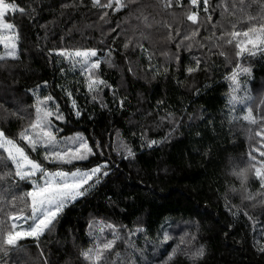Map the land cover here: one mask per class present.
Here are the masks:
<instances>
[{
    "label": "trees",
    "instance_id": "obj_1",
    "mask_svg": "<svg viewBox=\"0 0 264 264\" xmlns=\"http://www.w3.org/2000/svg\"><path fill=\"white\" fill-rule=\"evenodd\" d=\"M11 2L24 7L31 15L9 13L7 16L20 33L19 58L0 61L5 65L0 67V86L10 101L4 105L8 112L0 117V126L10 136L17 137L28 120L12 115V109L27 110L34 118L31 106L35 98L29 90L39 85L37 94L53 95L65 115L64 123L56 121L63 129L59 136L80 133L90 145L100 141L105 147L99 159L111 158L115 168L93 191L66 206L55 228L40 237L39 246L30 239L22 241L27 254L11 253L5 258L8 264H45V261L87 264L80 253L92 244L88 235L90 223L92 231L105 239L112 238L109 224L118 230L121 239L116 241L110 261H114L115 252H119L122 257L127 254L128 264L132 260L135 264H145V261L159 264L166 259L161 252L168 249L170 253L179 237L187 232L186 240L192 235L196 237L188 247L195 250L203 245L205 255L194 261L178 252L169 264H264V254L253 246L254 238L264 241L261 234L264 207H253L254 201L243 199L240 182L231 174L234 168L245 166L251 147H259V138L250 140L248 134L249 129L259 128L242 119L246 112L244 105L233 107L228 103L232 94L229 77L239 62L251 71L247 77L238 74V79L253 97L248 103L259 118L258 106L264 108L260 105L264 97V54L258 52L249 58L245 53L238 60L234 44L218 43L219 31L213 36L211 27L216 21L230 27L229 22L237 17L227 13L221 17L217 9L207 29L201 27L195 38L203 47L195 43L190 50L181 47V62L177 67L174 55L181 37H176L175 41L165 38L168 29L163 25L172 22L173 17L158 8L145 9L147 22L143 17L137 19L136 14H130L128 8L118 13L109 9L110 22L105 24L90 6L62 7L78 0ZM233 2L211 0L212 4L229 5V10ZM262 2L264 0H245L246 5L251 3L249 12L259 11ZM136 3L147 4L149 0H136ZM151 3L155 4L156 0ZM180 12L176 9L177 15ZM199 15L203 18L202 10ZM117 23L119 28H116ZM145 23L150 27H145ZM190 23L185 21V24ZM113 28L115 32L110 31ZM126 39L132 40L127 51L123 48ZM137 40L147 51L139 47L133 50ZM93 47L99 57L105 56L109 48L114 50L110 64L102 60L97 72L116 91L117 99H124L122 109L113 103L112 91L108 88L103 89V100L108 106L102 108L99 98L94 103L87 93L79 64L74 66L57 54L63 49ZM221 51L224 56L219 55ZM149 54L152 55L151 68ZM125 55L133 62L131 65ZM193 56L202 62L197 71L189 74L186 68L196 67ZM130 66L135 75L128 70ZM164 67L168 68L167 72ZM62 89L72 92L82 112L80 118L75 117L71 100ZM142 137L144 141L155 139L162 143L152 148L142 147ZM125 146L133 149L134 158H123ZM31 156L43 160L42 150L39 155L32 152ZM27 187L22 185L21 191ZM247 190L253 194L259 190L254 177L250 176ZM245 212L255 220H249ZM161 228L173 237L163 245L159 239ZM136 229L141 231L129 237V231ZM129 239L133 248L128 246ZM180 247L183 249L185 245Z\"/></svg>",
    "mask_w": 264,
    "mask_h": 264
},
{
    "label": "snow or ice",
    "instance_id": "obj_2",
    "mask_svg": "<svg viewBox=\"0 0 264 264\" xmlns=\"http://www.w3.org/2000/svg\"><path fill=\"white\" fill-rule=\"evenodd\" d=\"M132 5H135V7H132ZM70 6H90L91 9L96 10L95 15L98 16L99 21L105 24L110 22L109 9L114 13H118L122 9L128 8L130 14H136L137 19L143 17L145 22H147L146 8L152 7L164 11L166 15L173 17L172 22L163 25L168 29L165 38L168 41H175L176 37H181L177 42V52L174 55L177 67L181 62L179 55L181 47L190 50L194 43L203 47L200 41L195 38L199 35L201 27L207 29V25L213 21L217 9L220 10L221 17H224L226 13L237 17L236 20L229 22L230 27L225 25L223 21H216L211 24L213 36L216 35V31H219L218 43L234 44L235 57L238 60L245 53L249 58L255 57L258 52L264 54V2L261 3L259 11L256 12L248 11L251 3L246 5L245 0H238V3L234 0L231 10H229V5L212 4L211 0H156L155 4L151 3V0L147 4H137L136 0H78V3L73 5L62 4L63 8ZM176 9L181 10L180 15H177ZM201 10L203 18H200L199 15ZM9 13L13 15L20 13L22 16L31 15L24 7L11 2V0H8V2L0 0V46L4 50V54L0 55V61L8 58L12 60L19 58L20 33L17 25L7 18ZM185 21L191 22L190 25L185 24ZM119 27L120 25L117 23L116 28ZM145 27H150V25L145 23ZM116 28L110 29V31L115 32ZM119 34L117 33V35ZM101 35H104L103 29H101ZM185 41H188V43L185 44ZM100 42L103 43V39ZM130 44H132V40L126 39L123 44L125 51L129 49ZM135 47L147 51L139 40L136 41L133 50ZM113 51L109 48L103 57L98 56V50L94 47L75 50L63 49L59 50L57 54L72 62L74 66L79 64L80 74L84 76L87 93L94 103L99 98V104L102 108L108 106L103 100V89L108 88L112 91L113 103L122 109L124 99H117L116 91L97 72L101 68L102 60L110 64ZM162 54L168 55L167 52ZM219 55L224 56L225 53L221 51ZM125 60L130 65L133 63L127 55H125ZM151 60L152 55L149 54L150 68L152 67ZM192 60L195 62L196 67L188 66L186 71L189 74L197 71L202 62L200 58L195 56L192 57ZM4 66V64H0V67ZM128 70L135 75L133 67L130 66ZM164 71L167 72L168 68L164 67ZM238 74L247 77L251 75V71L241 63H236L229 77L232 94L229 96L228 103L233 107L237 104L245 106L246 112L242 119L247 121L249 125L258 126L259 130L249 129L248 134L250 140L254 137L259 138L257 141L259 147H251L245 166L238 169L234 168L231 174L240 182L242 198L254 201L253 207L257 205L264 207V108L258 106L259 118L253 114V107L248 103L253 101V97L246 87H242ZM39 87L37 85V89ZM37 89L29 90L35 98V102L31 106L34 108V118L31 113H26L22 108L12 109V115L28 120L27 125L21 128L17 137L10 136L4 127L0 126V264H8V260L5 258L9 257L11 253L17 255L27 254V249L21 243L22 241L31 239L37 242V246H39L40 237L46 231L55 228L59 215L66 206L93 191L104 178L110 176L115 168L111 158L99 159V157H103L102 149L105 147L100 141H95L90 145L89 140L80 133L63 138L59 136L63 129L56 124V121L64 123L65 115L60 110V105L56 103L53 95L40 96L37 94ZM62 91L66 90L62 89ZM240 92H243V95H237ZM66 95L71 100V109L75 117L80 118L82 112L77 101L72 98V92L66 91ZM9 103L4 88L0 86V109L3 110V112H0V117L8 112L4 105ZM260 105H264V97L260 99ZM160 143L162 141L155 139L144 141L142 137L141 146L152 148ZM41 150L43 160L38 161L31 156L32 152L39 155ZM94 157L97 159L93 160ZM134 157L135 152L133 149L125 146L123 158L130 159ZM47 165L52 167L49 168ZM250 176L254 177L259 183V190L255 194L249 193L247 190ZM22 185H28L27 190L21 191ZM232 190L236 191L235 188ZM244 215L249 220H255V217L249 216L247 212ZM108 228L112 230L111 239H105L101 234L93 232L92 224H89L88 235L92 238V244L80 253L83 261H86L87 264H128L127 254L122 257L119 252H115L114 261L109 260V257L113 255L114 245L117 240L121 239V236L114 225L109 224ZM100 231L102 233L103 229ZM139 231L141 229L130 230L129 237L136 235V232ZM161 232L162 235L159 237L161 245L173 238L163 228H161ZM261 234L264 235V229H261ZM187 236V232L181 235L175 247L171 248L170 253L168 249H164L161 256L166 255V259L159 261V264H169L178 252H183L194 261L203 258L205 255L204 246L201 245L192 250L187 246L191 245L196 237L192 235L190 239L186 240L185 237ZM127 243L130 248L134 247L130 239ZM181 245L186 247L182 249ZM253 246L256 247L259 253L264 254V241L254 238ZM45 264H49V262L45 261ZM131 264H135V261L132 260ZM145 264H148V262L145 261Z\"/></svg>",
    "mask_w": 264,
    "mask_h": 264
},
{
    "label": "rangeland",
    "instance_id": "obj_3",
    "mask_svg": "<svg viewBox=\"0 0 264 264\" xmlns=\"http://www.w3.org/2000/svg\"><path fill=\"white\" fill-rule=\"evenodd\" d=\"M1 47V53H0V55H3L4 54V50H3V48H2V46H0ZM93 59H95V58H93ZM25 112L26 113H28V111L27 110H25ZM258 154V153H257ZM31 240V239H30ZM186 247V246H185ZM188 247V246H187Z\"/></svg>",
    "mask_w": 264,
    "mask_h": 264
}]
</instances>
